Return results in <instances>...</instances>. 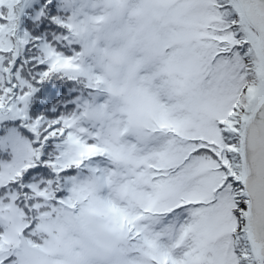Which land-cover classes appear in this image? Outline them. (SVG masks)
Returning <instances> with one entry per match:
<instances>
[{"label":"snow or ice","instance_id":"snow-or-ice-1","mask_svg":"<svg viewBox=\"0 0 264 264\" xmlns=\"http://www.w3.org/2000/svg\"><path fill=\"white\" fill-rule=\"evenodd\" d=\"M29 4L0 0V264H264V0H61L35 50ZM133 11L157 17L124 36L136 99L30 114L35 84L84 74L82 30Z\"/></svg>","mask_w":264,"mask_h":264},{"label":"rangeland","instance_id":"rangeland-1","mask_svg":"<svg viewBox=\"0 0 264 264\" xmlns=\"http://www.w3.org/2000/svg\"><path fill=\"white\" fill-rule=\"evenodd\" d=\"M49 3L51 4V7H46L44 0H30L29 6L24 8L23 14L20 15L17 35L23 38L25 33L28 34L30 43L26 46V49L32 48L35 50V45L38 43L36 41V37L41 35V31L51 25L58 26L51 22V17H62L65 15V13L62 12L61 0H49ZM142 7L151 8L154 6L146 4ZM40 10H43L46 14V17L42 19L43 23H46V20H48L49 25H36L33 34L31 31V24L35 25L37 22L35 20L33 21L31 18L34 17V12H39ZM145 17L146 16H142L139 19H129L128 22L125 21L127 26L129 25L130 27L121 29V31L128 33V30L131 29V32L137 36L138 40L142 39V36L138 35H141L139 33L142 29L141 19ZM92 28V31L82 30L81 32V37L84 41L82 48L84 56V74L81 78L75 80L63 77L67 78L65 87L66 91H63L61 95L58 96H61L62 103L68 104L69 107H62L58 113H50V116H46L42 111H37V109L31 107L30 104V114L34 117L44 116L46 119H57L61 115L76 113L78 112L80 105H82L85 100H90L92 96H96L97 101L96 107L92 110L91 114L95 115L96 113H99L100 116H103L106 112L116 108V106L123 110V107L126 106L129 101L136 99L133 91V84L137 78L139 66L135 65L130 60L129 45L125 42L122 33L117 31L120 28H113L109 30L107 25L101 27L100 23L92 25ZM63 33V29H59L56 32V34ZM39 37L41 38V41H43L42 37ZM135 51H137V53L142 51L141 45L138 44ZM53 77L57 78L60 76ZM88 77L92 78L93 84H95V80L99 78L101 83L98 88H95L94 90H89L87 88L86 85L88 83ZM118 85H122L126 92L120 93L118 91ZM34 86L36 88L38 87L37 84ZM67 91L70 93H67ZM62 94L66 96H62ZM121 100L125 101L124 104L121 103ZM57 101L58 100L47 104V106H55ZM70 101L71 103H69ZM78 234V227L73 225L70 234L67 235L65 239L57 240V246L53 249V252L57 255H63L65 257L71 256V252L74 251L80 243L77 238ZM61 249H65L66 253L71 254L65 255L61 253Z\"/></svg>","mask_w":264,"mask_h":264},{"label":"trees","instance_id":"trees-1","mask_svg":"<svg viewBox=\"0 0 264 264\" xmlns=\"http://www.w3.org/2000/svg\"><path fill=\"white\" fill-rule=\"evenodd\" d=\"M151 8H153V7H151ZM151 8L148 7V8H145V9H151ZM38 13L39 12H34V17L31 18L33 21L35 20L37 22V24H35V25L31 24L32 25L31 26V31H32L33 34H34V31H35L34 28H35L36 25H38V26L49 25L48 24V22H49L48 20H46V23H43V21H42V19L46 17V14L43 17H41L39 20H37ZM142 16H146V17L141 19L142 29L140 30V32L138 30V32L141 35H138V36H142L143 35V30L147 29L148 24L151 21H154V20L157 19V17L155 15L151 14L150 12L141 13V12L133 11V12H129L128 19L126 21L128 22L129 19L130 20L139 19ZM100 24H101V27H104L105 25H107L106 23H100ZM128 27H130V26L129 25L127 26L126 22H124V25H123L122 29H125V28H128ZM59 29H61V28L58 27V26L51 25L50 27H48L45 30L41 31V35H39V36L42 37L43 41H46L51 34H56V32ZM117 31L119 33H122L123 36H125L127 34L125 32H122L121 28L119 30H117ZM128 33H132L131 29L128 30ZM66 82H67V78H63V77L60 76V77H57V78L52 77L51 79L46 80L43 83L37 84L38 91L33 95L32 100L30 101L31 107H33L34 109H37V111L38 110L42 111L46 116H50L51 115L50 113H58L60 111V109H62V107H64V108L69 107L68 104L62 103V101H61L62 97L58 96V95H61V93L63 91H66L65 90ZM118 89H119L118 91L120 93L126 92L125 88L122 85H118ZM67 93H70V92L67 91ZM62 96H66V95L62 94ZM56 100H58V101L55 104V106H47V104H50V103H52V102H54ZM124 102H125L124 100H121L122 104H124ZM69 103H71V101ZM116 108H119V107L116 106Z\"/></svg>","mask_w":264,"mask_h":264}]
</instances>
